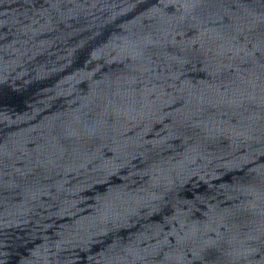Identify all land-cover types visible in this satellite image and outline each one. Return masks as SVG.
<instances>
[{
    "label": "water",
    "instance_id": "1",
    "mask_svg": "<svg viewBox=\"0 0 264 264\" xmlns=\"http://www.w3.org/2000/svg\"><path fill=\"white\" fill-rule=\"evenodd\" d=\"M0 264H264V0H0Z\"/></svg>",
    "mask_w": 264,
    "mask_h": 264
}]
</instances>
